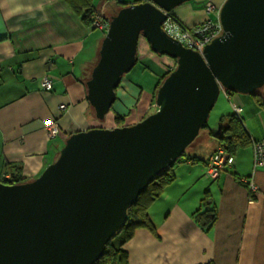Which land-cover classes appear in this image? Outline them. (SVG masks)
I'll list each match as a JSON object with an SVG mask.
<instances>
[{"label": "water", "instance_id": "95a60500", "mask_svg": "<svg viewBox=\"0 0 264 264\" xmlns=\"http://www.w3.org/2000/svg\"><path fill=\"white\" fill-rule=\"evenodd\" d=\"M189 1L132 3L111 16L86 83L96 118L111 112L141 36L155 53L177 60L157 89L158 108L132 125L72 133L40 176L0 181V264H95L128 209L208 124L221 92L264 87V0H225L223 33L202 53L162 28L168 13Z\"/></svg>", "mask_w": 264, "mask_h": 264}, {"label": "crops", "instance_id": "0c3cea01", "mask_svg": "<svg viewBox=\"0 0 264 264\" xmlns=\"http://www.w3.org/2000/svg\"><path fill=\"white\" fill-rule=\"evenodd\" d=\"M209 1L221 6L225 0ZM136 2L90 0L97 12L109 18ZM85 9L81 0H0V181L11 178L17 169L16 174L28 180L37 178L72 133L121 126L115 121L98 124L88 101L87 69L98 60L104 32L85 23ZM173 13L187 26L205 17L204 9L191 2ZM168 57L155 53L145 40L136 65L121 80L118 95L126 103L138 90L141 99L151 97L158 77L174 64ZM45 77L52 81L49 90L42 85ZM221 93L220 123L233 113L230 100ZM236 100L244 106L243 121L251 140L264 141V109L250 94H239ZM61 104L66 108L61 109ZM119 108L126 110L122 103ZM131 117V113L126 117V125L143 119ZM50 118L61 130L55 139L45 130ZM212 132L214 128L205 130L190 157L208 160L218 146ZM174 171L175 180L149 206L155 228H138L125 245L129 264H264V168L256 172L258 192H251L240 180L253 172L252 145L239 149L233 166L216 179L207 175L206 162L199 160L177 162ZM206 194L217 216L211 227L204 228L195 212L205 209L201 202Z\"/></svg>", "mask_w": 264, "mask_h": 264}, {"label": "trees", "instance_id": "16d2710c", "mask_svg": "<svg viewBox=\"0 0 264 264\" xmlns=\"http://www.w3.org/2000/svg\"><path fill=\"white\" fill-rule=\"evenodd\" d=\"M81 1L84 3V6H86L85 12L83 14V19L85 20V23L89 27L97 28L93 26V22H94L96 14H98L99 12L95 10L94 5H91L90 0H81ZM205 1L206 0L189 1L191 3H197L198 8L202 7L205 12V17L203 18V20L195 24H199L209 18L216 19L215 15L208 14L206 12L205 10L206 2ZM139 2L141 1L139 0ZM139 2H136V3H139ZM174 10L175 9L171 11V14L175 16L180 22L185 24L173 13ZM142 38L145 39L143 36H141L140 41ZM140 41H139V44H140ZM173 60H174L173 66H168L166 72L163 75L158 77L159 82L157 81L156 88L153 91V93L155 94V97H156V92H157L159 85L163 82L165 77L176 67L177 60L174 58ZM118 89H117V92H118ZM227 91L230 94L235 92L231 90H227ZM250 95H253L256 98V101L259 104V106L264 109V93L261 92V89L258 90L256 93L250 94ZM141 97H142V90H138L136 93L129 95L127 97V100L128 102L132 103L129 105L128 102L126 103V101H124V99H122V97H120L117 93V100L112 106L111 112L114 114L115 119L119 122L121 126H123V124L125 125V119L127 116L130 115L132 111V106L137 107L141 100ZM120 103L126 106V110H120L119 108ZM243 120H244L243 117L242 118L239 117L233 111L232 114L223 116L221 118V123L223 125L221 133L216 137L213 136L214 132L211 133V135L216 139L218 146L220 145L225 146L228 154L233 155L234 157L239 149L253 144V141L250 138V135L244 125ZM207 128H209L208 124L203 129H207ZM189 159L193 161H197V160L204 161L206 163L209 160L208 158V160L205 161L202 158H197V156L190 157L188 152H185L183 156L178 159L177 162H183ZM175 164L173 166L166 168L161 173H159L154 178V180L148 185V187L144 190V192L138 197L136 202L128 209V215H127V220L125 224L115 234V236L109 241V243L106 246L103 256L95 264H129V253L125 245L133 237L135 231L138 228H150L152 230L155 228V225L153 224L150 218L149 206L154 201H156L158 198H160L165 188L175 180L176 178V174L174 171ZM17 170L15 172H12L11 178H6L3 180V182L8 183V184H13V183H21V182L28 181L27 178L20 176V173L16 174ZM206 172H207V164H206ZM242 183H244L246 186L248 185L245 182H242ZM202 206L205 207V209H203L202 211L201 209L197 210L195 212L196 218L204 228L211 227L216 220L217 210H216V207L213 206V203L209 201L208 194H206L205 197L203 198L201 202V207ZM205 264H215V263L213 261H209Z\"/></svg>", "mask_w": 264, "mask_h": 264}, {"label": "built area", "instance_id": "2783aa9c", "mask_svg": "<svg viewBox=\"0 0 264 264\" xmlns=\"http://www.w3.org/2000/svg\"><path fill=\"white\" fill-rule=\"evenodd\" d=\"M110 1V0H108ZM220 8L211 1H206L205 10L208 14H213L216 19H207L199 24L193 26H187L180 22L171 13H168L166 20L162 24L164 31L173 39L180 42L187 48L194 49L199 52H203L205 46L209 44L214 38L220 36L223 33V27L220 21ZM110 18H107L104 14L98 13L95 16L93 26L101 29L106 34L109 28ZM42 85L45 89L49 90L52 88V81L45 77L42 81ZM228 99L230 100L233 111L239 117H243V104L236 100V96L239 94L234 92L232 94L224 90ZM158 108L156 102L154 104ZM61 109H65L66 105L61 104ZM45 130L50 139H55L60 135V126L55 119H47L45 121ZM253 148V172L251 176L242 177L241 181L247 183L248 188L251 192H257L260 189L259 184L256 180V172L259 169L264 168V141L255 140L252 144ZM235 157L229 155L225 146L220 145L216 151L209 157L207 162V174L212 178L216 179L219 177L222 171L226 170L229 166L234 164ZM10 178V177H8Z\"/></svg>", "mask_w": 264, "mask_h": 264}, {"label": "rangeland", "instance_id": "374dc122", "mask_svg": "<svg viewBox=\"0 0 264 264\" xmlns=\"http://www.w3.org/2000/svg\"><path fill=\"white\" fill-rule=\"evenodd\" d=\"M107 18H109V17H107ZM144 41H145V39H143V38L140 41V44H139L140 51L142 50V44H143ZM138 52H139V50H138ZM168 58H170V57H168ZM92 67L87 69V77L88 78H90ZM158 82H159V80H158ZM222 94L223 93H221V95H220L221 97H219V99L217 101V104H216L217 106H215L212 109V111L210 113V116H209V119H208V126L210 128H212V129L214 128L215 131H217V129H218L219 125H220L219 116H217V114H218L217 112H218V108H219V106L221 105V102H222V98H223ZM238 94H240V93H238ZM143 98H146V97H143ZM143 98L141 99L139 105L137 107H135V110L131 111V116H132L131 119H134V118L139 119L141 117L145 118V117H147L148 115L154 113L157 110L156 106L154 105L155 102H156L155 101L156 97H155L154 93H152L151 97H149V98L147 97L146 98L147 102L144 104V107L140 106ZM92 113H93V116L95 117V110L94 109H92ZM114 121H115L116 124H119V122L115 119V116H113L112 112H110V113L107 114V116H106V118L104 120H98V122H100L98 124H100L102 126V125H106V124H112ZM125 121H126V119H125ZM205 130L206 129H202L200 131V133H199L198 137L196 138V140L194 141V143H192L190 145V147L189 146L187 147L186 152L190 153L192 148L200 141V139L202 140L203 135L205 133Z\"/></svg>", "mask_w": 264, "mask_h": 264}, {"label": "bare ground", "instance_id": "6f19581e", "mask_svg": "<svg viewBox=\"0 0 264 264\" xmlns=\"http://www.w3.org/2000/svg\"><path fill=\"white\" fill-rule=\"evenodd\" d=\"M190 147V146H189ZM207 164V163H206Z\"/></svg>", "mask_w": 264, "mask_h": 264}]
</instances>
